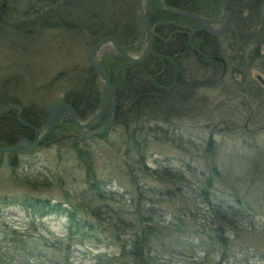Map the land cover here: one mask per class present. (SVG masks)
Segmentation results:
<instances>
[{
    "label": "rangeland",
    "instance_id": "rangeland-1",
    "mask_svg": "<svg viewBox=\"0 0 264 264\" xmlns=\"http://www.w3.org/2000/svg\"><path fill=\"white\" fill-rule=\"evenodd\" d=\"M122 1L0 0V101L19 102L2 103L0 121L16 115L23 131L7 147L46 134L55 104L71 105L82 124L95 117L104 87L100 82L99 102L90 106L86 73L94 46L111 35L128 55L140 56L148 42L135 13L139 0H127L121 14L105 12ZM162 1L163 8L170 7ZM215 1L220 6L214 9V0L190 4L215 15L197 14L211 27L225 26L228 35L198 40V51L177 44L174 59L191 62L169 70L177 110L165 115L166 121L149 113L137 120L141 95L132 88L134 104L122 106L135 117L127 120L138 123L127 131L120 128L115 118L123 95L111 81L115 92H109L95 126L79 128L69 112H62L32 151L0 152V264H264V90L250 80H264V53L261 58L258 51L262 43L264 48V2L253 9L256 17L233 18H245V25L232 29L228 4L224 17L223 0ZM133 17L136 26H131ZM152 25L165 30L171 23ZM108 26L119 29L121 39L104 35ZM179 26L174 25L178 33ZM123 30L136 38L128 46ZM98 58L102 66L103 60H122L112 42L100 48ZM241 73L248 79L230 85ZM78 93L89 96L76 104L89 110L85 117L71 102ZM31 116L42 124L28 122ZM135 129L139 143L131 146L127 141ZM38 198L49 200L52 211L36 215L31 204Z\"/></svg>",
    "mask_w": 264,
    "mask_h": 264
},
{
    "label": "trees",
    "instance_id": "trees-1",
    "mask_svg": "<svg viewBox=\"0 0 264 264\" xmlns=\"http://www.w3.org/2000/svg\"><path fill=\"white\" fill-rule=\"evenodd\" d=\"M182 1H185V3H182ZM194 1L196 0H193V1L192 0H165V2L170 7H173L175 9L180 8V10H183V11H186V10L193 11V13L199 14L207 18L208 15L202 14V11H199L196 8L194 9L192 8L193 7L192 2ZM217 1L220 2L221 4V0H217ZM115 2H117V0H115ZM202 2L204 3L205 1H202ZM256 3H257L256 0H228V12H229V18H230L229 25L231 24L230 27L232 29H238L240 26L245 25V18H242L241 20L236 21V22H234L233 18H238L240 15L248 16L249 14L253 13L254 12L253 9H256L257 7ZM126 4H127V0H123L122 2H118L115 7L113 6L111 9H108L105 12H108V13L112 12L113 14H116L119 12V14H121L120 11L125 7ZM161 5L162 4L160 0H151L150 7H149L150 21L152 24L159 23V21H166V22L171 23V26L169 28L166 27L167 29L165 30L163 29L164 28L163 25H159L157 27V30H156L157 36L154 41V52L152 56L149 58V60L141 64H138V65H132L131 63L124 61V60H120V59H115V60L111 59L109 61L103 60L102 62L104 68L106 69V71L108 72L110 76L111 81H113L115 86L120 88L119 94L123 95L121 97L123 100V103L121 102L122 100H120V97H118V103L120 102L121 104H119L120 112L116 116L117 118H115V122L118 123V126L120 128H123L125 131L132 129V127H136L135 124L138 123V121H132V120L128 121L131 118L135 119V117L129 116L128 109L122 106L124 103L127 104V107H129V105L131 106L134 104L130 102L132 100V95L134 92L132 91V88H135L134 89L136 90L135 92L141 95L139 98H136V106L138 107L137 113L139 115L137 120L142 119V117H145V114L149 113L152 119L161 120L162 122H164L167 120L165 119L166 118L165 115H171L173 113H169V112H174L177 110L175 108L176 102H175V95L173 93L176 89L169 90L174 83V77L172 73L169 71L170 68L165 70L166 65L171 63L174 60L175 55L178 53L176 47H177L178 40H179L178 39L179 34L177 33L178 29H176L174 25H176L177 27L179 25L194 26L200 23L197 22L196 20H192L189 18L185 19L180 16L174 15L173 13H170L169 11L165 10ZM217 5L220 6L214 0V2L212 3V9H214V7ZM250 6H251V9H250ZM242 8L244 9L246 8V11L241 13ZM58 12H61V11H58ZM130 13H131V10L129 9L125 12L127 16V21L131 17ZM211 17H216V16L215 15L208 16V18H211ZM253 17H256V16L253 15ZM99 21H100V18L98 16L95 24L99 23ZM127 21L126 20L124 21L125 25L130 26V24H127ZM132 24H134V26L137 25V21L135 20L134 17L132 18L131 26ZM235 25H238V26H235ZM256 25L258 26V24ZM260 25H264V23ZM172 28H174L175 30H173ZM105 29H108V31H105L103 33L104 35L112 34L115 37H118L119 39H121L119 29H115L112 31L111 27L109 26L105 27ZM227 32L229 31H225L224 36L228 35ZM121 34H123V41L125 43V46H128V44L136 40V38L134 39L135 35L127 34L126 30L121 31ZM183 40H184L183 45H188L190 46V48H194L195 47L194 45L196 42H199V41L209 42V41H214L216 39L209 37L207 35L205 39L203 38L196 39L195 37L189 36L188 38L183 37ZM197 49H198V44L195 47L196 51H198ZM160 55L166 58L165 59L161 58ZM227 56L228 55L224 57H227ZM213 65H215V67L217 68L219 67L217 64H213ZM211 69H215V68H211ZM86 77H89L88 78L89 80L91 79L90 82L88 83L92 86V90L90 93L91 94V97H90L91 105L90 106L95 107L97 106L99 102V96L101 94V85H100L101 80L99 78L98 73L91 68L90 70L87 71ZM134 78L136 79L135 83H134ZM1 87L3 86H0V88ZM161 87L163 88V90H161ZM158 92H160V95H158ZM187 92L186 94H184L185 97L187 95ZM85 96L86 94L78 93V94H75L74 97H72L73 100H71V102L76 106L77 111L81 115L80 117L87 116L89 112L88 109H85V108L79 109L78 106L76 105L80 103L81 101L86 100L89 97L88 96L87 98H85ZM137 99H139V101ZM2 100L3 99H1L0 101V105L2 103L5 104L6 102L9 103L13 100L15 101V103L18 102L15 99L11 100L9 98L7 99V101H2ZM160 103L162 105L159 107L158 104ZM122 109L125 110L124 114L122 113ZM165 109H167L168 112ZM133 112L134 110H129V114ZM120 116L121 117L124 116L123 117L124 120L121 122H119ZM28 122L35 124V125L37 124L36 126H40L42 124L40 120L37 121V118L35 116L29 117ZM20 129H21V125L19 124L16 118V115L15 116L8 115L7 117L3 118L2 121H0V145L13 144L16 141L17 137L23 133V131H20ZM136 130L137 129L131 131V136L129 137V140L127 141V143L130 144L131 146H134L136 143H139L138 131ZM31 131L34 132L32 129ZM77 140L80 142L79 139ZM78 141H76V145L78 144ZM141 158L143 159V156ZM11 163H12L11 166L13 167L16 166L14 161H12ZM207 191L208 190H206L205 193ZM31 205L35 208L34 213L36 215L44 213L45 209H49L50 211H52L53 209L50 201L46 199L38 198ZM31 205L30 207H32ZM75 220L77 219L75 218ZM84 224L88 225L87 223H84ZM23 248L29 249L30 246L24 243Z\"/></svg>",
    "mask_w": 264,
    "mask_h": 264
},
{
    "label": "water",
    "instance_id": "water-1",
    "mask_svg": "<svg viewBox=\"0 0 264 264\" xmlns=\"http://www.w3.org/2000/svg\"><path fill=\"white\" fill-rule=\"evenodd\" d=\"M143 1L144 0L138 1V5H137V8L135 10L136 17L142 24L145 25L146 30H147V36H148L147 46H146L144 52L142 53V55H140L138 57H133V56L128 55L127 52L124 50L123 46L118 42V40L116 38L112 37L111 35H108V36L103 37L102 39H100L97 42V44L94 46V48L92 49V51L88 57L92 69L95 70L96 72H98V74L100 75L101 80L104 84L103 99L100 103V107H99V110L97 111V114H95V117H93L92 120L90 122H88L87 124H82L81 121L79 120L78 116H77L75 109L71 105L64 104V103L57 104V105L53 106L51 111H50V115L48 117V124H47L48 129H47L46 134H44L42 137H40L38 140H36L34 142L29 141V140H25V142L20 141L18 144L11 146V147L8 146L6 148H0V152L1 151L17 152L20 149L32 151L35 147H38L44 141V139L47 137L48 134L51 133V131L55 127L57 120H58V118L62 112H69L71 115V122L76 124L79 128H89V127L95 126L96 120H99L102 116L103 110L105 108V101L107 99L109 92L111 91V89L114 90L111 79L108 76L107 72L104 70V68L101 65L100 60L98 58V53H99L100 48L103 47V45H105L108 42L114 43V45L120 51L121 59L125 60L131 64H140V63L147 61L153 52V39H154L153 26L151 25V23L149 21V15H148V8H149V1L150 0H146L145 5H143ZM227 4H228V0H223L224 17H227V14H228ZM164 5H165L164 6L165 10L172 12L176 15L188 16V17L194 18L196 20H199L204 24L205 28H209V25H210L209 20H207V19H205V18H203L197 14L181 13L178 10H175L171 7L166 6V4H164ZM227 21H228V19H226V24H227ZM211 33H212V31H211ZM114 92H115V90H114Z\"/></svg>",
    "mask_w": 264,
    "mask_h": 264
},
{
    "label": "flooded vegetation",
    "instance_id": "flooded-vegetation-1",
    "mask_svg": "<svg viewBox=\"0 0 264 264\" xmlns=\"http://www.w3.org/2000/svg\"><path fill=\"white\" fill-rule=\"evenodd\" d=\"M193 1V0H192ZM258 1H261V0H258ZM262 2H264V0H262ZM194 14H196V13H194ZM198 21V20H197ZM260 26H262L263 27V25H260ZM258 27L259 26H257V29H258ZM179 28L181 29V30H179V33H178V31H177V33L179 34V41L181 42V43H183L184 42V40H183V37H186V38H188L189 36H192V37H195L196 39H201V38H203V39H205L206 38V36L208 35L209 37H212V38H215V39H219L221 36H223L224 34H225V31H226V27L224 26L221 30H219V29H216L215 27H211V29H208V28H205V26H203V25H201V24H196V25H194V26H188V25H183V26H179ZM156 31V30H155ZM211 31H212V33H211ZM258 31H259V34H262L263 33V30H262V28H259L258 29ZM153 32H154V30H153ZM155 34V33H154ZM153 34V36H154V39H153V50H154V41H155V38H156V36H157V33H156V35H154ZM264 35V34H263ZM205 42V41H204ZM261 45H263V43L261 44ZM260 45V47H259V55L261 56V58H263V56L261 55V54H263L264 53V48H263V46H261ZM153 54V53H152ZM152 54H151V56H152ZM182 55H184V52H182L181 53ZM150 56V57H151ZM259 56V57H260ZM149 57V58H150ZM149 60V59H148ZM146 62V61H145ZM235 76H237V78H235ZM232 78H234V82L233 83H230V85H234L235 83H236V81H243V80H247L248 79V77H246L244 74H238V75H234ZM250 80L251 81H253L254 82V84H257L258 86H259V88L261 89V90H264V85H261L263 82H264V80L260 77V76H258V77H256V80H253V78H250ZM244 132L245 133H247V134H242V136L243 137H249L250 136V133H248L249 132V129H244ZM239 133H242V132H239ZM263 159V158H262ZM262 159H257V160H262ZM264 160V159H263ZM231 206V205H230ZM229 209V211L231 212V213H233L234 211H233V209L232 208H228Z\"/></svg>",
    "mask_w": 264,
    "mask_h": 264
},
{
    "label": "bare ground",
    "instance_id": "bare-ground-1",
    "mask_svg": "<svg viewBox=\"0 0 264 264\" xmlns=\"http://www.w3.org/2000/svg\"><path fill=\"white\" fill-rule=\"evenodd\" d=\"M161 1V4H163V1L162 0H160ZM165 1V0H164ZM259 1L257 0V3H258ZM150 3H151V0L149 1V7H150ZM182 3H185V1H182ZM257 3H256V5H257ZM172 8V7H171ZM174 9V8H173ZM148 15H149V13H148ZM149 21H150V18H149ZM150 23H151V21H150ZM151 25H152V23H151ZM153 26V25H152ZM159 26V25H158ZM157 26V27H158ZM260 27H258V29H259ZM208 29H211V26L209 25V28ZM153 30H156V28L155 27H153ZM106 36H108V35H106ZM179 39V38H178ZM179 40H178V44H179ZM153 52H154V50H153ZM152 52V53H153ZM133 57H136V56H134V55H132ZM88 62H89V59H88ZM189 62H191L190 61V58L189 57H183V58H181V59H174L171 63H169V64H167L166 65V67H165V70H167L168 68H173V69H175V66H174V64H178V63H189ZM90 63V62H89ZM257 85V84H256ZM176 86V85H175ZM257 87H259L258 85H257ZM258 92V90H257V88L256 87H254L253 88V92H251L252 94H256ZM113 97L115 98L116 96H115V94L113 95ZM61 103H63V102H61ZM58 104H60V103H58ZM55 105H57V104H55ZM54 105V106H55ZM99 107H100V105H99ZM7 147V145H0V148H6ZM1 152H8V151H1ZM12 161H14V159L12 160ZM11 163V162H10ZM11 165H12V163H11ZM226 207L227 208H232L233 209V211H237L235 208H233V206L231 205H226ZM19 243H21V242H19ZM23 244L25 243V242H22Z\"/></svg>",
    "mask_w": 264,
    "mask_h": 264
}]
</instances>
